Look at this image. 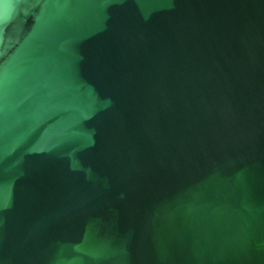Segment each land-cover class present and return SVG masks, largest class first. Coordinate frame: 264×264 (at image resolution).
Wrapping results in <instances>:
<instances>
[{
  "label": "water",
  "instance_id": "95a60500",
  "mask_svg": "<svg viewBox=\"0 0 264 264\" xmlns=\"http://www.w3.org/2000/svg\"><path fill=\"white\" fill-rule=\"evenodd\" d=\"M0 264H264V0H0Z\"/></svg>",
  "mask_w": 264,
  "mask_h": 264
}]
</instances>
